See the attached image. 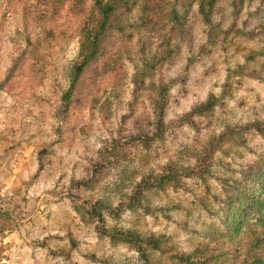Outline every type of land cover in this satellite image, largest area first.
<instances>
[{
    "label": "rangeland",
    "instance_id": "obj_1",
    "mask_svg": "<svg viewBox=\"0 0 264 264\" xmlns=\"http://www.w3.org/2000/svg\"><path fill=\"white\" fill-rule=\"evenodd\" d=\"M54 1L0 0V264H145L109 229L182 253L217 242L240 264L229 226L241 239L264 212V0H219L210 23L187 1L150 30L119 12L74 87L94 0ZM169 166L178 187L137 192Z\"/></svg>",
    "mask_w": 264,
    "mask_h": 264
},
{
    "label": "trees",
    "instance_id": "obj_2",
    "mask_svg": "<svg viewBox=\"0 0 264 264\" xmlns=\"http://www.w3.org/2000/svg\"><path fill=\"white\" fill-rule=\"evenodd\" d=\"M188 1V6H192L193 2L199 3V14L206 23H210L211 13L214 6L219 0H94V14L95 19L86 24L82 32V40L79 48L80 62L74 65L70 70L71 87L78 78L82 75L84 69L95 61L102 50L103 40L105 39L108 30L114 27V22L118 18L119 12H125L128 16L130 26L138 29L150 30L152 28H160L161 23L166 19L177 20L179 17V8ZM235 6L241 5L244 0H233ZM62 0H55L52 2L53 6H59ZM79 4V1L77 2ZM137 9L136 17L131 14L134 9ZM57 9V8H56ZM92 9V11H93ZM160 99L155 102L156 110L154 122L151 123L153 137H157V131L163 129L164 109L166 107V93L165 87L160 90ZM215 100H209L203 107L196 109L197 112L203 110H210L215 105ZM256 128H260L257 123L252 124ZM160 133V132H159ZM152 137L146 136V139ZM220 142L213 138L209 148H206L199 158L195 167H190L187 171L188 175L196 174V171L202 169L207 160L212 157L214 151L218 148ZM196 169V170H195ZM178 170L175 167L169 166L163 173L155 176L145 175L141 178L137 185V192L140 193L146 189H160L163 190L166 186L178 187L180 180L177 175L173 174ZM186 173V170H185ZM264 199V198H263ZM260 205L264 208V200ZM231 239L237 243L236 254L240 255L243 260L240 264H264V212L261 214L259 221L246 232L243 237L239 239V233L236 230L237 224L234 223L229 226ZM107 236L113 241L125 242L133 245L137 252L141 255L145 264H162L157 262L152 257L154 251L161 253L169 252L174 264H223L225 257L230 254L231 249L221 247L216 242V245L211 244L197 246L190 253L177 252L171 248H165L163 244L164 238L161 237H147L131 230H104Z\"/></svg>",
    "mask_w": 264,
    "mask_h": 264
}]
</instances>
